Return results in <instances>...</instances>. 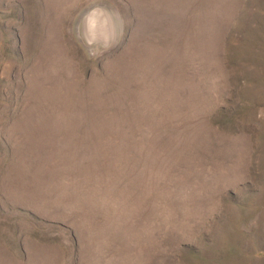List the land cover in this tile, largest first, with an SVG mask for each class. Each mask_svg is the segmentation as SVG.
Wrapping results in <instances>:
<instances>
[{"label": "rangeland", "instance_id": "rangeland-1", "mask_svg": "<svg viewBox=\"0 0 264 264\" xmlns=\"http://www.w3.org/2000/svg\"><path fill=\"white\" fill-rule=\"evenodd\" d=\"M0 264H264V0H0Z\"/></svg>", "mask_w": 264, "mask_h": 264}]
</instances>
